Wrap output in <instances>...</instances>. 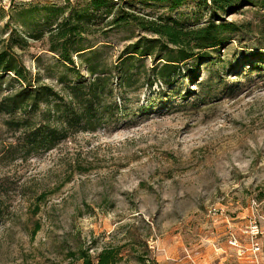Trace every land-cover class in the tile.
Listing matches in <instances>:
<instances>
[{"label": "rangeland", "instance_id": "rangeland-1", "mask_svg": "<svg viewBox=\"0 0 264 264\" xmlns=\"http://www.w3.org/2000/svg\"><path fill=\"white\" fill-rule=\"evenodd\" d=\"M63 1L0 0V54H15L32 80L41 78L33 86L57 92L62 90L60 64L47 40L30 39L25 48H11L8 32L14 25H5L15 7ZM145 9L151 16L166 13L164 6ZM191 11L187 1L177 14ZM262 17L244 8L228 16L247 31L212 54L224 63L190 60L180 66L173 84H147L163 55L144 57L140 89L126 95L130 119L68 129L51 149L30 151L26 131L9 126L12 117L0 112V264H82L72 257L80 248L91 247L94 256L105 244L137 239L123 249L119 264H142L134 259L145 250L142 238L148 239L157 264H220L218 256L230 260L225 264L242 258L254 262L257 244L262 263ZM99 27L88 40L105 46L103 54L113 65L130 46L152 38L139 29L111 28L105 22ZM10 76L0 77V101L11 93Z\"/></svg>", "mask_w": 264, "mask_h": 264}, {"label": "trees", "instance_id": "trees-1", "mask_svg": "<svg viewBox=\"0 0 264 264\" xmlns=\"http://www.w3.org/2000/svg\"><path fill=\"white\" fill-rule=\"evenodd\" d=\"M187 1L192 3L194 11L177 14ZM158 6H164L166 13L158 16L144 13L145 8ZM243 8L262 14L264 23V0H76V3L64 0L61 4L15 7L5 25L7 28L14 25L8 32L11 48H25L30 39L47 40L49 50L60 64L57 80L62 90L57 92L47 85L33 86L32 82L40 84L41 78L32 80L30 70L20 64L15 54L4 51L0 54V77L2 80V75H11L6 85L11 93L0 101V112L12 117L7 122L9 126L26 131V146L30 151L53 148L67 135L68 129L88 130L118 117L130 119L133 111L128 112L126 95L140 89L138 80L144 70V57L163 55L160 58L163 64L154 67L152 77L148 78L150 86L157 80L173 84L180 66L190 60L195 63L210 58L212 63L222 62L220 55L214 59L212 54L220 53L233 39H240L246 33L244 24L227 19ZM104 22L111 28L139 29L152 38H143L130 46L120 62L113 65L103 54L105 46L99 47L88 40ZM75 57L79 58L86 76L76 67ZM117 89L122 91L120 96ZM150 106L141 108V114ZM142 239L145 250L134 257L135 261L157 264L148 239ZM138 240L105 244L94 256L91 247L80 248L72 257L82 264H119L124 259L123 249Z\"/></svg>", "mask_w": 264, "mask_h": 264}, {"label": "crops", "instance_id": "crops-1", "mask_svg": "<svg viewBox=\"0 0 264 264\" xmlns=\"http://www.w3.org/2000/svg\"><path fill=\"white\" fill-rule=\"evenodd\" d=\"M217 260H220L219 261V263L220 264H225V262H228V261H230L229 259H227L226 257L225 258H223V257H221V256H218L217 257ZM236 260V259H235ZM235 260H233V261H235ZM238 261H239V263L236 261V263L235 264H254V262H252V261H250V262H245V260L242 258V259H238ZM207 264V263H206ZM230 264H234V262L232 263V262H230ZM261 264H264V257H263V259H262V263Z\"/></svg>", "mask_w": 264, "mask_h": 264}, {"label": "built area", "instance_id": "built-area-1", "mask_svg": "<svg viewBox=\"0 0 264 264\" xmlns=\"http://www.w3.org/2000/svg\"><path fill=\"white\" fill-rule=\"evenodd\" d=\"M233 243L236 244L237 240H234ZM260 250H261V247L258 244L253 248V254H254L253 261L256 262V264H260L261 263L260 262V258L258 257V252Z\"/></svg>", "mask_w": 264, "mask_h": 264}]
</instances>
